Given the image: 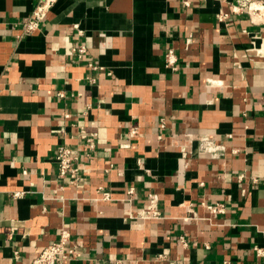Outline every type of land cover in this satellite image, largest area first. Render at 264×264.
Instances as JSON below:
<instances>
[{"label":"crops","instance_id":"1","mask_svg":"<svg viewBox=\"0 0 264 264\" xmlns=\"http://www.w3.org/2000/svg\"><path fill=\"white\" fill-rule=\"evenodd\" d=\"M37 1L0 0V264L63 230L81 256L60 264H264V26L230 0H60L24 34ZM63 144L79 186L58 178Z\"/></svg>","mask_w":264,"mask_h":264},{"label":"built area","instance_id":"2","mask_svg":"<svg viewBox=\"0 0 264 264\" xmlns=\"http://www.w3.org/2000/svg\"><path fill=\"white\" fill-rule=\"evenodd\" d=\"M60 0H38L35 8L29 18H27L23 23L24 34H33L37 32L44 20L48 17L49 13ZM227 2V0H223ZM231 6L232 14H245L249 17L250 21L254 25L264 26V0H230L228 1ZM230 15L224 12L218 14V20L220 22L225 21ZM257 38V37H255ZM255 45V43L253 42ZM65 53L68 56H75L78 60H83L88 56V48L84 44L75 45L72 42H67L65 46ZM178 57L173 50H169L165 57V65L172 69L177 70ZM89 67L92 70H103V67L94 65L89 59ZM60 97H65V94L60 93ZM162 127L164 123L162 122ZM139 134L138 128L131 130L132 137ZM80 137L84 140V145L87 148L89 154H93L97 151L96 133H87L85 131L80 132ZM200 149L204 153H211L217 155L222 151V147L218 146L215 142L211 140L200 141ZM77 157L75 156L74 150L63 144L59 147L56 156V163L58 166V178L66 180L70 184L79 186L84 183V178L81 177L80 169L75 166V161ZM104 200H111V194L105 192L102 188L100 189ZM129 195L135 196L134 188L129 190ZM19 196L20 194H15ZM156 196H150L151 205L149 209L138 214L141 219L148 218H158L159 212L157 209ZM208 208L213 212H222L224 210L223 204H212ZM71 242V234L67 230H63L60 234L58 240L52 242L46 246L40 255L33 260L31 264H60L62 261L68 259L69 255H74L75 257H80L81 254L75 249H70L69 244ZM184 242V241H183ZM185 243V242H184ZM255 251L257 255L261 257L264 262V248L256 246ZM163 257V256H161ZM228 264V263H224Z\"/></svg>","mask_w":264,"mask_h":264}]
</instances>
